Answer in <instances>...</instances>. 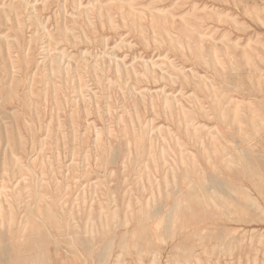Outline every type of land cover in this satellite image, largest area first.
Listing matches in <instances>:
<instances>
[{
	"label": "rangeland",
	"instance_id": "374dc122",
	"mask_svg": "<svg viewBox=\"0 0 264 264\" xmlns=\"http://www.w3.org/2000/svg\"><path fill=\"white\" fill-rule=\"evenodd\" d=\"M0 264H264V0H0Z\"/></svg>",
	"mask_w": 264,
	"mask_h": 264
}]
</instances>
